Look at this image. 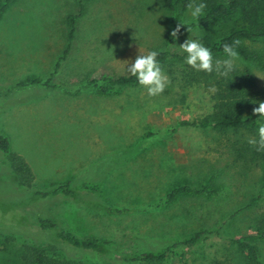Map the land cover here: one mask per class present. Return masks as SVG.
Returning a JSON list of instances; mask_svg holds the SVG:
<instances>
[{"label": "rangeland", "instance_id": "rangeland-1", "mask_svg": "<svg viewBox=\"0 0 264 264\" xmlns=\"http://www.w3.org/2000/svg\"><path fill=\"white\" fill-rule=\"evenodd\" d=\"M172 16L192 24L175 41ZM224 28L198 25L188 9L179 14L160 0H12L0 16V134L33 179L7 169L0 153V264H25L28 246L65 264H135L125 259L196 232L207 238L173 264H207L234 253L232 239L264 233V162L251 150L254 133L214 128L216 77L187 66L178 47L189 36L209 47ZM247 45L264 61L263 43ZM151 50L167 53L163 93L111 81ZM213 56L219 69L228 59ZM245 66L254 103L263 102L264 68L237 53L233 67ZM31 78L38 81L25 82ZM84 180L98 182V191L78 192V200L33 194ZM179 184L202 191L159 204ZM83 201L131 211L109 214ZM39 217L53 218L55 228L42 229ZM62 229L105 241L106 250L75 248L56 236ZM253 244L264 264V237Z\"/></svg>", "mask_w": 264, "mask_h": 264}, {"label": "trees", "instance_id": "trees-1", "mask_svg": "<svg viewBox=\"0 0 264 264\" xmlns=\"http://www.w3.org/2000/svg\"><path fill=\"white\" fill-rule=\"evenodd\" d=\"M12 0L0 1V16L5 11ZM160 2L169 10L182 13L188 9V5L204 3V15L195 20L198 25L203 27H211L214 25H224L218 36L214 38L209 47L213 55L225 54L223 47L225 44L233 45L238 55L246 61L253 62L264 68V61L255 51L251 50L248 43H263L264 45V0H160ZM178 23H183L177 17H171L172 30L176 28ZM192 24H188L190 26ZM187 26H181L180 32L185 30ZM171 40L172 37H171ZM245 43V45L241 44ZM167 57L166 52H160L158 59L161 63ZM174 58H182V55L173 54ZM224 71L221 67L218 71L214 70L215 82L217 85L215 92L214 110L211 115L214 128L225 130H237L238 127H246L252 131L257 143H251V150L264 162V148L259 146V135L256 129L261 122L258 120V114L253 113V108L259 106L254 103L256 95L253 94L252 88L255 81L250 69L245 66L241 70L233 67V70L226 76L221 73ZM216 72V73H215ZM231 76V78H229ZM234 80H237L235 82ZM37 82L36 78L26 79L25 82ZM111 81L116 86L138 84L135 77L129 73L115 76ZM24 84V81H22ZM96 84V83H95ZM97 89L104 93H109L113 89L112 86L96 85ZM260 96L264 102V87L260 91ZM252 110V111H251ZM0 153L7 156V169H14L20 174V179L26 178L28 182L33 179L32 171L25 160L18 154L10 151V145L7 137L0 134ZM6 169V170H7ZM264 175V174H263ZM99 183L92 180H84L71 185L70 181L59 183L49 190L35 191L33 194L36 199L49 197L60 194L75 198L78 200V192H97ZM208 194H214V191L204 188ZM202 191L193 188L188 184H179L170 189L159 204H168L181 195L190 192ZM89 207L103 210L109 214H123L130 212L129 208H120L116 206L101 204L99 202L83 201ZM264 219V218H263ZM262 223L263 220H260ZM42 229H54L55 221L53 218L39 217L37 221ZM56 236L63 242L84 250L103 252L106 250V242L91 237H81L69 230H59ZM264 237L255 233L243 234L231 240L236 251L234 253H222L215 255L207 264H263L259 258L258 249L253 244L258 238ZM207 237L202 232H196L193 236L183 242H179L168 246L164 251L159 253H144L134 258H126L125 262L135 264H173L181 257L184 247L190 248L200 244ZM25 264H65L60 260L50 259L40 248L36 246H28L23 253ZM192 264V262L190 263Z\"/></svg>", "mask_w": 264, "mask_h": 264}, {"label": "clouds", "instance_id": "clouds-1", "mask_svg": "<svg viewBox=\"0 0 264 264\" xmlns=\"http://www.w3.org/2000/svg\"><path fill=\"white\" fill-rule=\"evenodd\" d=\"M205 4L199 3L188 5L189 15L192 21L197 20L204 15ZM181 26H187L190 33L192 28L188 26V21L178 23L176 28L171 32V37L175 41L179 38ZM180 52L184 54V63L193 69L211 73L219 70L220 62L214 60V56L210 47L206 46L199 39H192L190 36L182 44L178 45ZM224 53L228 59L223 61L224 71L222 75H227L233 70V60L237 57V52L233 45L225 44ZM160 52L151 50L147 54H139L134 61H130L127 65V72L135 77L137 83L147 89L149 96H157L164 92L170 83L166 75L161 61L158 59ZM215 65V68H214ZM253 112L258 114V120L264 121V102L259 103V107L254 108ZM259 146L264 148V122L258 127ZM257 143V141H250Z\"/></svg>", "mask_w": 264, "mask_h": 264}]
</instances>
